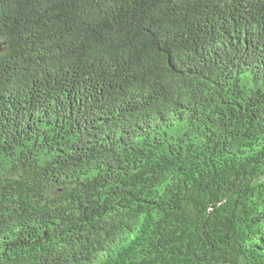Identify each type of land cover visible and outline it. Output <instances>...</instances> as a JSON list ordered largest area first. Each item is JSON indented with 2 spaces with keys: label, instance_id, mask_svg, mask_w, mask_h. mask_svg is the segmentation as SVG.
<instances>
[{
  "label": "trees",
  "instance_id": "trees-1",
  "mask_svg": "<svg viewBox=\"0 0 264 264\" xmlns=\"http://www.w3.org/2000/svg\"><path fill=\"white\" fill-rule=\"evenodd\" d=\"M0 264H264V0H0Z\"/></svg>",
  "mask_w": 264,
  "mask_h": 264
}]
</instances>
